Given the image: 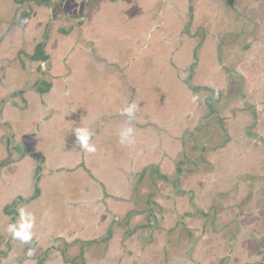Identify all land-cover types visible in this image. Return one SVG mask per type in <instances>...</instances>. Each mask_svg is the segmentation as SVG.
Segmentation results:
<instances>
[{
	"label": "crops",
	"instance_id": "crops-1",
	"mask_svg": "<svg viewBox=\"0 0 264 264\" xmlns=\"http://www.w3.org/2000/svg\"><path fill=\"white\" fill-rule=\"evenodd\" d=\"M89 1H93V4L97 2L99 5V0ZM131 1L133 2L132 6L124 4L128 5L125 7V11L128 13L125 16V22L119 24L121 25L120 30L125 31L120 42L127 45H130L131 42L134 44L136 41L132 40V32H140L141 29L148 30L146 34L141 35L135 56L121 58L126 61L120 68L108 63L111 61L105 53L102 56L104 58L100 61L91 60L94 65L93 71L96 74L89 72L86 75L87 78L93 80L90 84L84 81L86 78L75 80L70 68H68L67 74L52 82L59 94L63 85L69 89L75 87L76 84L82 86L84 93H86L85 96L90 97V100H85L87 108L98 106L96 110L100 118V125L92 121L87 126L94 134L90 141L94 145L98 141L104 126L116 125L115 120L121 116L119 115L121 108L132 102L139 104V110L144 118L151 117L150 124L152 126L144 123L141 131L145 130L147 134L145 137H153L150 141L142 139V142H150L149 144H152L151 151H159L156 153L157 157L160 156L159 159L167 157L171 160V165H174V161L179 165L181 164L180 170L186 163L192 168V174L195 175L192 177L195 179V185L188 187V189L178 185L176 190L183 197L188 196L189 209L180 215H175L176 220L173 225L176 226V231L168 232L169 227L164 228V226L159 225L161 219H154L150 211L154 207V202L155 206L158 207L160 201L152 199L150 202L149 197L144 200L139 198L141 187L137 183L142 180L141 176L136 178L137 173L128 171L129 176L126 179V185L124 190H121L122 188L117 186L121 185L122 179L116 180L118 174L105 165L103 155L98 152L94 155L84 152L74 139L73 146L67 151L65 157H61V163L51 168L46 181L40 178L41 190L37 194L31 188L34 179L31 171H28V174L21 178L20 183L25 188L19 186L14 191H12L13 189L8 191L7 189H0L1 244L9 245L8 243L13 240L11 235L6 232L7 227L12 214L17 213L18 216L19 208L23 206L26 211L35 216V224L32 229L33 238H38L36 240L45 241L46 245L48 244L46 250H48L47 255L50 259L44 264H210L212 255L221 254L224 246L228 248V255L233 257L231 260L233 264H256L260 256L264 254V241L255 229L251 230V225L255 224L254 213L247 211L252 210V205L255 208L254 201L256 204L263 201L264 196L261 193H251L253 202L251 200V204L250 201L244 202L245 194L241 192L246 183L241 182L242 178L235 183V195L227 196L225 192L234 181L228 182L226 179L234 175L237 177L238 170L233 173L228 165L225 168V161H238L239 157L237 156L244 151V146L248 141H251L255 147L250 151L257 154V157L261 152L260 145L264 146V73L260 77L256 76L257 74L254 77L253 74L249 73L247 77L254 78V82L258 83L257 92L250 85L247 88L248 91L243 87L240 89L238 84L241 78L245 76L240 61H247L250 72L253 62L258 58V64L261 66L263 63L264 65V0H241L246 15L249 14L252 19H256L259 24L257 28L260 32H258V36L246 35L238 41L236 40L239 31L238 23L233 21V27L230 25L221 26L220 20L216 19L210 5L209 13L212 15L201 26L206 31L207 51L204 50L201 57H198L193 65H191L192 60L181 55L183 40L178 41L177 48L174 47V54L152 55L153 44H155L157 35L161 36L163 30L161 25H164L165 17L174 16L175 7L179 8V3L177 4L176 0H157L156 5L153 6V0ZM85 3L87 1H84ZM113 3L119 9L125 1L116 0ZM46 7L44 10L47 13L48 6ZM128 8L130 9L128 10ZM162 10L163 12H161ZM165 10L167 11L166 15ZM130 12L136 13V16L139 15L136 22L135 20L128 22L127 15L131 14ZM106 16L101 11L99 25L103 26L104 21H107ZM217 16L220 18L224 15L217 14ZM45 17L48 21V15L43 16V19ZM112 17L116 18L117 16ZM87 19L84 17L81 20L82 30H84ZM248 20H244L243 25L249 24ZM196 30L197 27H195ZM81 31L80 33L76 32L74 45L78 42L80 44L83 37ZM114 35L118 39L121 33L114 32ZM225 43H229L228 49L232 51L234 60L229 59L225 62V58L221 56L214 58L215 49H222ZM245 45L248 46L247 50L241 49ZM76 49L77 46L73 52ZM133 60L141 63V70L138 72H136V67L127 70ZM146 62H150V66L154 68L157 76L164 81H161L158 88H155L154 85L151 87V100L146 98L148 96L145 95V97L141 94L143 86L136 80V76L141 75L145 69L148 71L149 65ZM224 69H229V74ZM260 71L262 73L264 70ZM108 75L113 78L114 83L111 84L104 80ZM147 75H149V71ZM190 77V86L199 84L209 88V96L213 101L210 109H207L205 117L202 118L204 119V140L191 139L189 141L190 146L185 148V146L183 147L182 138L184 137L182 133L179 131L173 133V131L180 129L181 125L174 124L172 121L176 120V115L181 112L187 116L183 124L189 127L190 120L201 111L190 107L193 105L190 101L189 91L184 84L185 80ZM6 90L7 88L4 89V91ZM117 90H123L125 94L127 92V103L124 105L117 100L119 96L116 93ZM104 92H109V96L115 99V106L110 110L104 106L109 100L104 99V102L95 100L94 96L97 95L105 97ZM63 93L67 92L64 90ZM31 94L33 93H28L27 97ZM197 94V92H192L193 96ZM223 100H226V103H223ZM34 103V112L30 118L38 119L45 115V121H48V108L47 110L40 109L37 107L38 101ZM46 103L48 105L47 101ZM66 116L67 112L65 113ZM152 116L155 117L152 119ZM106 119H112L114 123L106 124ZM165 120L170 121V123H164ZM82 123L84 125V122ZM164 124H167V129L173 128L172 131H168ZM70 127L74 131L77 128L76 125ZM116 137L118 138L115 131L113 136H108L111 143L109 145L111 151L107 152L108 160L116 159L115 153L121 147L118 142L119 139ZM173 143L178 144L177 149H172ZM184 143L187 142L184 141ZM103 144H107L106 139L103 140ZM137 148L138 145L136 148L128 147L129 151ZM245 154L246 151L242 157L247 159ZM155 166H159L157 162ZM115 174H117L116 177ZM155 175L160 177L162 174L160 171H156ZM146 176L149 179V174ZM143 178L145 179L144 176ZM60 179L63 180L62 184L59 182ZM149 180H152L151 174ZM190 180L192 181V179ZM255 185L256 182L251 181V189L253 186L257 191ZM108 186L110 187L108 195L114 197L113 199L110 196L106 204L108 208L113 209L110 214L106 210H100L102 201L100 192ZM132 188H136L137 191L130 194ZM19 195L23 199L17 197ZM16 198H20L19 201ZM46 198H48V206L50 205L48 212L44 207L47 204L44 202ZM55 199H58V204L53 203ZM203 201L204 204H202ZM236 201H242L243 206L247 209L240 214V217L236 213L234 215L236 217H233L232 220L226 210L222 212L220 208L226 209L230 204L234 208ZM9 207L10 215H8ZM257 207L259 211L260 206ZM46 212L47 215H45ZM107 222L109 223L107 224ZM226 223L230 225L232 232L223 234V232L228 231ZM151 224L157 225L158 230H154L156 232L153 231L150 234L146 230L150 229ZM143 226L147 227L146 230L143 232L138 230ZM153 233L154 235H152ZM232 240L233 244L230 242ZM16 242L20 243L19 241ZM245 242L248 245L246 251L243 247ZM31 245H33L32 242ZM231 245H233L232 248ZM2 252L4 254L0 253V264H26V262L31 264L30 262L33 260L32 257L26 255L25 250L21 251L23 259L21 261L17 259L16 262L14 256L17 251L4 250ZM78 256L79 259L74 262ZM8 257L10 258L8 259ZM72 257L73 261L71 260ZM40 259V257L37 258L38 261Z\"/></svg>",
	"mask_w": 264,
	"mask_h": 264
},
{
	"label": "rangeland",
	"instance_id": "rangeland-1",
	"mask_svg": "<svg viewBox=\"0 0 264 264\" xmlns=\"http://www.w3.org/2000/svg\"><path fill=\"white\" fill-rule=\"evenodd\" d=\"M56 1L58 2V16L56 21H54L53 30L50 34V40L48 42V46H46L48 55L51 58L49 62V70L51 69L53 75L66 73V69L62 66L61 61L65 57L67 49L75 41L76 38L75 34L77 31L73 27V22H75L76 20L78 21V19L81 17L84 9V1L88 0ZM113 1L116 0H99V5H97V2L92 4L91 11L87 16L88 19L85 23L86 25H84V34L82 33L83 37L80 41V44H78L76 51L67 59L70 67V72L75 80L77 78H86L84 79V81H90L92 83L93 80H90L86 77L89 72L93 73L94 75L96 74V72L93 71L94 65L91 60L97 59L100 61V59L104 58L102 57L104 53L110 58L111 62L108 61V63H111V65H116L118 68H120L121 65L126 61L122 60L121 58L135 56L136 50L139 48L138 44L140 43L141 35L148 32V30L142 29L140 32H132V40L136 41L134 44L131 42L130 45H127L120 42L125 31L123 30L122 32L120 30L121 25L119 24L125 22V16L126 13H128L125 11V7H127L128 5L124 4H128L126 1L129 0H124L125 3H123V6L120 5L121 8L119 9L115 5V3H113ZM134 1L137 2L138 0ZM179 2V8L175 7V15L165 17V25H167H161L163 28L161 36L157 35V39H154L155 44H153L152 47V55L154 56L165 55L166 53L174 54V47H176L179 40H183L184 43L181 49V55L188 59L189 54L188 56H185V53H190L194 45H196L197 43L200 44L202 40L204 41L205 39L206 31H204L201 26H203L206 19L212 15V13H209L211 9L210 5L213 8V14L216 15V19L220 20L221 26H223V24H227L224 16L220 18L217 16V14H219L220 16L224 15L222 11L219 12L217 10L220 6L219 0H189V2L187 0H179ZM187 2L191 5V9H189V5H187ZM156 3L157 0L152 1L153 6H155ZM23 5L21 6V8H23L22 10L25 11L24 7L26 5ZM152 5L150 4V7H152ZM46 8V6L44 7L42 5L33 6L32 2L30 1L27 18L18 20L16 18V15L20 14L21 10L17 9L16 5L13 6L12 0H0V96H2L1 91L10 87V84H12V80L16 79V77H18L22 73L24 66H26L27 69H32L34 67V65H32L28 61L26 52H32L34 47L44 40L45 25L47 20L46 17L45 19H43V16L48 15V12L46 13L44 10ZM129 9L130 8H128V10ZM101 11L107 15V21L105 20L106 23L104 21L103 26L98 24L100 23L99 19ZM161 12H163V10ZM166 12L167 11L165 10V15ZM114 13L115 15H113ZM112 16L117 17L113 18ZM138 17L139 15L136 16V13H131L127 15V20L128 22L129 20L130 22L134 20L136 22L138 20ZM158 23L160 24V21H158ZM195 27H197L196 31ZM63 29H65L64 33L68 34L66 37H62ZM114 32L121 33L118 39L115 38ZM109 46L111 47L109 48ZM136 60L130 62L127 70H132L133 67L137 68L136 72L141 70V63ZM146 64L149 65V75H147L148 71H146L145 69L144 72L141 73V75L136 76V80L140 85L143 86L141 88V94L144 96H148L145 97L151 100V87L154 85L155 88H158V85L163 80L161 79V77L157 76L158 74L154 71V68L150 66V62H146ZM92 78L94 79V77ZM104 80L110 82L111 84L114 83L113 78L109 75ZM53 84L54 83L52 82V86L50 87L49 91L52 95H48L50 96V98H48V105L49 107L62 109L64 108V106H59L60 104L56 100L58 98L56 91L57 88H55V85ZM74 88L76 89V87ZM117 91L116 93L119 95L117 97V100H119L122 105H124V103H127V92L125 94V91L123 90ZM104 94L106 95L104 97L105 100H108V98H110L109 92H104ZM104 106L107 107V104ZM190 107L194 109L193 106ZM197 110L201 111L197 113V116L195 118H192L190 120L189 127H186L183 124L185 123L184 120L187 118V116H185V114L183 115L181 112L176 115V120L172 121L174 122V124L181 125L180 129L173 131V133H176L177 131L182 133L184 137L182 138L183 147L185 146V148L187 146H190L189 141H191V139L202 141L205 138V132L203 130L204 119L202 118L203 116L205 117L207 109H204L203 106L200 105V109L197 107ZM57 113L62 116L61 114L63 112L58 111ZM63 116L65 117V114H63ZM147 117L144 118L140 110H138L135 114V118L132 120V127L135 129V143L131 146L136 148V146L138 145V148L136 150L134 149L132 151H129V146L121 145V147L118 148L117 152L115 153L116 159L108 160L109 157L107 156V152L111 151L109 149V145L111 143L110 141H108L107 144H103V140L106 139L107 141L108 136H113L114 131L118 136V138H116L119 139V131L122 127L126 126L127 123V118L120 116L116 118L115 126L114 124L111 127L109 125L104 126L101 134L99 135L102 136V138H98V141L95 143V153H101L104 157L106 163L105 165L109 166L111 170L113 169L114 173L118 174L117 177V174L114 175L116 177V180L122 179L121 185L117 186L121 187V190H124L123 188L126 185V179L129 176L128 171L137 173L136 178H140L139 176H141L142 180L137 183V185L141 187V190H139V192L141 193L139 198L144 200L145 198L149 197L150 202L152 201V199H158L160 201L158 207L155 206V202L153 201L154 207L151 208L150 211L154 219H161L159 225H161L162 227L164 226V228H170V226H172L174 224V221L176 220L175 215H180L181 213H184L187 209H189L188 196L186 195L185 197H183L178 191H176L178 189V185L180 187H184L185 189H188V187L190 188V186H194L195 179H193L192 177H194L195 175L192 174V168L187 163L180 170L181 164L179 165L176 161H174V165H171V160L167 157L164 159H159L160 156L157 157L156 155V153H159V151H151L152 144H149L150 142H142V139L150 141L153 138L145 137L147 136L145 130L141 131L144 123L151 126V117ZM154 117L155 116H152V119ZM85 119L89 121V118L87 116ZM168 122L170 123V121L168 120L164 121V123ZM72 125L77 126V123H75L72 119H69L66 131L59 132L58 130H56L52 133L55 137L52 138L54 141L52 144V152L54 157L49 158L48 160V162L51 163L52 167L58 163H61V157H65L67 151H69L73 146V140L76 139V137L74 135V129L70 127ZM166 125L167 124H164V126ZM165 128L167 129V126ZM172 129L173 128L170 127L167 130L172 131ZM184 141H186L187 143H184ZM29 146L34 147L30 144ZM172 146V149H177L176 147H178V144L176 145L175 143ZM95 153L92 154L94 155ZM156 162L160 167L155 166ZM232 165L233 163H231L229 166L232 167ZM156 171H160L162 175L160 177L156 176ZM147 174H149V179L151 174V181L147 178ZM124 175L125 177H123ZM143 176L145 177V179L143 178ZM190 179H192V181ZM59 182L62 184L63 180L60 179ZM153 183L155 184L153 185ZM137 185L135 186L136 188ZM104 188L105 190H101L100 192V195H102L100 210H106L110 214L113 209H111L110 207L108 208L106 204L109 197L112 195H108V190L110 188L109 186ZM135 189L132 188L130 194L136 192L137 190ZM135 195H138V193H135ZM17 197H21L23 199V197L20 195ZM57 200L58 199H55L53 203L58 204ZM44 202L47 203L44 207L48 212V207L50 206H48V198H46V201ZM202 204H204V201L202 202ZM243 210H245V208H243ZM8 211V215H10V207L8 208ZM17 218L18 217H16V219ZM108 223L109 222H107V224ZM156 226L157 225L155 224H151L150 229H147L146 232L151 234V232H153L154 230H158ZM162 227L160 229H162ZM152 235H154V233ZM36 239L38 238L32 239L31 242L33 243V245H31V242H29V244L27 245H22L13 240L8 243L9 245H7L1 244L0 240V253L4 254V252H2L4 250L17 251V254H15L14 256L16 262L17 259H19L23 248H25L26 255L29 249H32L33 255L31 257L33 260L30 263L44 264V262H47L50 259V257L48 258V255L45 256V253H48V250H46L48 249V244L46 245L45 241H39ZM39 257L43 260L38 261L37 258ZM9 258L10 257H8V259ZM78 259V257L75 258L74 262ZM71 260L73 261V257Z\"/></svg>",
	"mask_w": 264,
	"mask_h": 264
},
{
	"label": "flooded vegetation",
	"instance_id": "flooded-vegetation-1",
	"mask_svg": "<svg viewBox=\"0 0 264 264\" xmlns=\"http://www.w3.org/2000/svg\"><path fill=\"white\" fill-rule=\"evenodd\" d=\"M32 2L33 6H48V21L45 25V35L44 40L38 43L32 52L28 53L26 52V57L28 61L34 65L32 69H27L26 66H24L22 73L16 77V79L12 80V84H10V87L7 88L6 91L2 90L0 96V189L3 190H15L17 187H24L23 184L20 182L22 181L21 178L24 175L28 174V171H31V175H34L33 182L31 184L32 191H36V194L38 191L41 190L40 188V178L47 179L48 173L51 171V163L48 162L49 158H53V137L52 134L54 131L58 130L60 131H66V128L68 127V121L69 119H72L75 123H77V128H84L89 125L92 121L96 122L97 125H100V118L98 115V106L95 105L93 107L89 106L87 108V102L85 100H90V97H86V93H84V89H82V86L76 84V89L72 87V89H69L63 85L61 88L62 91H57V102L62 105L64 108L57 109L56 107H49L47 105L46 101L48 102V96L51 94L50 87L52 86V81H54L57 78H61L64 76V74H57L53 75L51 69L49 70V62H50V56L48 55L47 48L48 42L50 40V34L53 30L54 21H56L58 16V2L56 0H12L13 6H17V9L21 10L20 14L16 15V18L18 20H23L27 18L28 16V7L29 2ZM189 2V0H187ZM220 6L217 9L219 12L222 11L224 13V17L226 19L227 24L223 25H230V27L234 26L233 21H236L238 23V35L236 36V40H242V38L246 35H255L258 36V26L256 19H252L250 15H246V10L243 8V3L241 0H219ZM177 4L180 2L179 0H176ZM187 2V5H189V9H191V5ZM128 5L132 6L131 0L127 1ZM24 4V5H23ZM93 1H87V3L84 4V9L81 17L76 20L73 25L74 29L77 31V33H80L82 30L83 25L81 24L82 18L89 15L91 8H92ZM25 6L23 11L21 6ZM28 5V6H27ZM228 17V18H227ZM248 20L249 24L243 25L244 20ZM251 19V20H250ZM167 25V24H166ZM165 23L163 26H166ZM237 25V24H236ZM70 28V26H69ZM65 29H63V36L66 37L68 34L64 33ZM83 33V30L81 31ZM263 35V34H262ZM230 36V35H229ZM79 42L75 45L72 43L70 47L66 51L65 57L62 59L61 64L66 69L67 74L69 72L68 68L69 63L67 62V59L74 53L76 46H78ZM228 44L225 43L223 48L221 49H215L214 58L216 59L218 56L225 58L224 61L227 62L229 59H233V54L230 49H228ZM204 41L200 44H196L193 46V49L190 51V53L186 52L185 56H188L189 54V60H192L191 65L196 62L198 57H201L202 52L205 50L207 51V47ZM222 47V46H221ZM248 46L245 45L244 48L241 47V49L247 50ZM202 60V59H201ZM259 58L255 60L251 69L248 70L249 66L246 60L240 61V65L242 69H244L245 72V79L241 78V81L239 84L240 89L242 87L248 91L249 85L253 87L255 92H257L258 89V83L254 82V78L250 79L247 78L249 76V73L253 74L254 77L259 76L264 73H260V70H264V65L260 66L258 64ZM263 60V58H262ZM210 63V62H209ZM261 63V62H259ZM30 70V71H28ZM246 70V71H245ZM224 71L229 74V69H224ZM257 74V75H256ZM256 75V76H255ZM192 76V74H191ZM194 76V74H193ZM20 77V78H19ZM258 77V78H259ZM191 77L187 80H185V87L189 91L190 101L194 108H199L200 105L203 106L204 109H210L212 104V98L209 96V91L207 87H204V85H191L190 81ZM193 81V79H192ZM87 84H90V81H86ZM82 85V84H81ZM64 90L67 93H63ZM197 92L196 95L198 99L195 103H193L192 100V92ZM31 94V96L27 97V94ZM52 95V94H51ZM45 96V98H44ZM95 100L99 102L102 100L105 101L103 96H94ZM107 108L110 110L112 107L115 106V99L114 97L108 98ZM37 103V107L40 109L47 110L48 108V121H45V115L38 119L30 118L31 114H33V110L35 108V102ZM223 103H226V100H223ZM221 105V103H220ZM58 111H62L63 113L58 114ZM67 112V116L64 117L63 114ZM86 116L89 118V121H87L85 118ZM98 117V119H96ZM68 118V120H67ZM75 118V119H74ZM84 122V125L82 122ZM106 124H111L114 122L112 119H106ZM111 137V135H110ZM55 138V137H54ZM99 138H102V136H99ZM110 138H107V142L110 141ZM114 140V139H113ZM33 145L32 146H29ZM255 147L251 143V141H248L244 146V151L239 153L237 157H239L238 161L235 160H228L225 161V168L228 165L229 169L234 173L236 170H238L237 177L230 176L228 177L229 181H234L230 185V188H228L225 192L227 196H234L235 194V183L239 181V179L242 178V183H246L244 186V189L241 193L245 194L244 202L252 201V195L251 193H261L264 196V146L260 145V155L253 153L250 150H253ZM248 150V151H247ZM246 151L247 159L244 157V152ZM233 163L232 167L229 165ZM48 166V168H47ZM227 167V168H228ZM256 167V168H254ZM237 168V169H236ZM254 168V169H250ZM231 172V173H232ZM261 177V178H260ZM251 181L256 182V189L252 186L251 189ZM261 182V184H259ZM25 188V187H24ZM262 189V190H260ZM249 193V194H248ZM35 194V195H36ZM20 198H16V200L19 201ZM250 201V204H251ZM16 202V201H14ZM253 202V201H252ZM231 203V202H230ZM253 204V203H252ZM254 207L251 206L252 210H248L247 212H253L254 213V221L255 224L251 225V230L255 229L256 232L259 233L262 240L264 241V197L263 201H259L257 204L254 201ZM234 205V204H233ZM259 211H258V207ZM245 208V210H243ZM246 207L243 206L242 201H236L234 208L229 205L226 209H223L222 207L220 210H226V212L230 215L231 219L233 220V217L236 213L238 214V217H240V214L244 213L246 211ZM244 211V212H243ZM17 213L12 214L10 217L9 223L16 222ZM242 217V216H241ZM240 225V224H239ZM170 226L168 229V232L176 231V226ZM226 226L228 227V231L223 232L225 233H231L232 228L229 227L228 223H226ZM238 226V225H237ZM236 226V228H237ZM147 227L143 226L138 228V230H141L142 232L146 230ZM261 240V241H262ZM262 241V242H263ZM233 244V240L230 241ZM21 244V243H20ZM233 245H231L232 248ZM247 243H243L244 250H247ZM226 248V250H225ZM234 248V247H233ZM25 249L23 248L22 252ZM21 252V254H22ZM228 248L224 246V250L221 254H213L210 258V264H233L231 260H233L232 256L228 255ZM241 253V251H240ZM17 254V253H16ZM20 254L19 261L23 259V256ZM47 255V253H45ZM43 256V255H41ZM80 256V255H79ZM78 256V258H79ZM237 256V255H235ZM40 260H43L42 258ZM45 260V259H44ZM256 264H264V254L260 256Z\"/></svg>",
	"mask_w": 264,
	"mask_h": 264
},
{
	"label": "clouds",
	"instance_id": "clouds-1",
	"mask_svg": "<svg viewBox=\"0 0 264 264\" xmlns=\"http://www.w3.org/2000/svg\"><path fill=\"white\" fill-rule=\"evenodd\" d=\"M198 97L193 96V103L196 102ZM139 104L132 102L127 104L125 107L121 108L119 115L127 118L126 126L122 127L119 131V144L122 146H131L135 143L134 132L135 129L132 127V120L135 118L136 112L139 110ZM76 137V142L78 146L86 153H95L96 147L94 144L90 143L92 136L94 135L92 131L88 128H76L74 131ZM48 213L46 212L45 215ZM35 224V216L25 210L23 206L19 208L18 219L14 223H9L7 227V232L11 235V238L15 241H19L22 245H27L33 239L32 229ZM33 255V250L29 249L27 256L31 257ZM27 264V262H26Z\"/></svg>",
	"mask_w": 264,
	"mask_h": 264
}]
</instances>
